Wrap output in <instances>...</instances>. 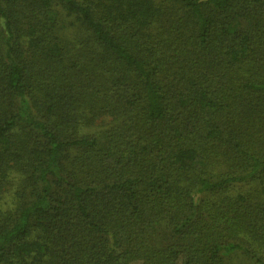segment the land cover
Here are the masks:
<instances>
[{
  "label": "trees",
  "instance_id": "trees-1",
  "mask_svg": "<svg viewBox=\"0 0 264 264\" xmlns=\"http://www.w3.org/2000/svg\"><path fill=\"white\" fill-rule=\"evenodd\" d=\"M0 264H264V0H0Z\"/></svg>",
  "mask_w": 264,
  "mask_h": 264
}]
</instances>
